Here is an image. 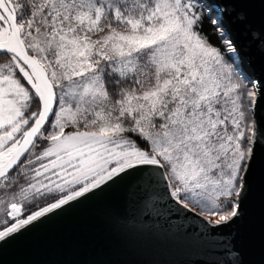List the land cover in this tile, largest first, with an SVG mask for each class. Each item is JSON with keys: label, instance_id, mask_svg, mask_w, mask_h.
I'll return each mask as SVG.
<instances>
[{"label": "snow or ice", "instance_id": "6c2138e0", "mask_svg": "<svg viewBox=\"0 0 264 264\" xmlns=\"http://www.w3.org/2000/svg\"><path fill=\"white\" fill-rule=\"evenodd\" d=\"M173 217L264 264V0H0V264H146Z\"/></svg>", "mask_w": 264, "mask_h": 264}, {"label": "water", "instance_id": "95a60500", "mask_svg": "<svg viewBox=\"0 0 264 264\" xmlns=\"http://www.w3.org/2000/svg\"><path fill=\"white\" fill-rule=\"evenodd\" d=\"M118 195L119 193L113 192L89 202L75 210L62 223L77 217H94ZM56 226L58 225L52 227ZM142 239V250L138 258L146 264H193L204 246V242L193 235V229L187 227L183 219L178 217H173L170 222L163 219L150 221L144 228Z\"/></svg>", "mask_w": 264, "mask_h": 264}]
</instances>
